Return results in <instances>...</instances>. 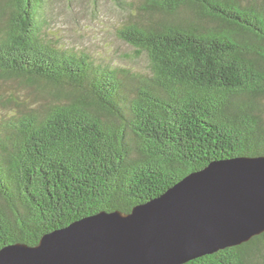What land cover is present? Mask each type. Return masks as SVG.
<instances>
[{"label": "trees", "instance_id": "16d2710c", "mask_svg": "<svg viewBox=\"0 0 264 264\" xmlns=\"http://www.w3.org/2000/svg\"><path fill=\"white\" fill-rule=\"evenodd\" d=\"M47 1L0 0V84L26 91L0 94V248L264 155V0H110L140 69L58 45ZM182 264H264V232Z\"/></svg>", "mask_w": 264, "mask_h": 264}, {"label": "water", "instance_id": "95a60500", "mask_svg": "<svg viewBox=\"0 0 264 264\" xmlns=\"http://www.w3.org/2000/svg\"><path fill=\"white\" fill-rule=\"evenodd\" d=\"M264 232V155L213 160L128 211L0 248V264H182Z\"/></svg>", "mask_w": 264, "mask_h": 264}, {"label": "rangeland", "instance_id": "374dc122", "mask_svg": "<svg viewBox=\"0 0 264 264\" xmlns=\"http://www.w3.org/2000/svg\"><path fill=\"white\" fill-rule=\"evenodd\" d=\"M42 12L49 23L48 36L58 45L83 50L97 60L111 61L116 67L130 64L145 68V60L130 62L124 58L130 48L115 35L114 26L120 16L110 0H97L95 5L90 0H48ZM0 85L2 95L13 92L26 96V91L13 82Z\"/></svg>", "mask_w": 264, "mask_h": 264}]
</instances>
